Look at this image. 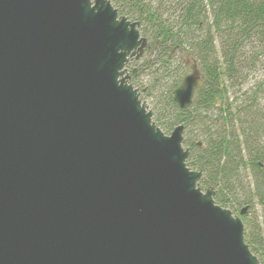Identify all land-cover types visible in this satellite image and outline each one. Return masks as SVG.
I'll use <instances>...</instances> for the list:
<instances>
[{"label": "water", "instance_id": "obj_1", "mask_svg": "<svg viewBox=\"0 0 264 264\" xmlns=\"http://www.w3.org/2000/svg\"><path fill=\"white\" fill-rule=\"evenodd\" d=\"M138 25L110 0H0V264H261L183 125L164 133L127 82ZM181 59L187 109L201 60Z\"/></svg>", "mask_w": 264, "mask_h": 264}, {"label": "trees", "instance_id": "obj_2", "mask_svg": "<svg viewBox=\"0 0 264 264\" xmlns=\"http://www.w3.org/2000/svg\"><path fill=\"white\" fill-rule=\"evenodd\" d=\"M110 2L138 22L151 48L159 42L128 82L164 133L183 125L186 164L202 172L197 186L240 216L245 241L264 264V0ZM176 46L179 56L169 59ZM180 55L201 60L202 83L187 109L173 101L187 70ZM146 69L151 76L138 79Z\"/></svg>", "mask_w": 264, "mask_h": 264}, {"label": "flooded vegetation", "instance_id": "obj_3", "mask_svg": "<svg viewBox=\"0 0 264 264\" xmlns=\"http://www.w3.org/2000/svg\"><path fill=\"white\" fill-rule=\"evenodd\" d=\"M159 46V42L157 41L156 44L153 45V47L151 48L149 43L147 44V46L143 49V53L142 56L140 57V59L138 61H136L134 58H131L128 66L126 67V74L130 77L131 72L134 73L135 75L138 74V70L142 69V65H141V59L144 58V55L147 53V51L150 49L151 54L154 53L155 50H157ZM180 50L179 47L176 46L172 49L171 53L168 54V58L169 59H173L176 58V54H179ZM183 55H180V57ZM178 57V56H177ZM134 66V67H133ZM188 67V65H186ZM189 68V67H188ZM143 70V69H142Z\"/></svg>", "mask_w": 264, "mask_h": 264}, {"label": "rangeland", "instance_id": "obj_4", "mask_svg": "<svg viewBox=\"0 0 264 264\" xmlns=\"http://www.w3.org/2000/svg\"><path fill=\"white\" fill-rule=\"evenodd\" d=\"M171 51L172 50H169V53H171ZM177 56H179V54H176ZM176 56V57H177ZM182 57V56H181ZM146 58V57H145ZM134 67V66H133ZM189 72V68L187 67V70H186V72H185V74L186 73H188ZM143 73L144 74H142V75H137L138 76V79H140V80H142V81H146L151 75H148L150 72H149V70H144L143 71ZM261 75H258V77H260ZM127 81H130V78L127 80ZM145 105H146V108H147V104H146V101H145ZM168 135H169V133H168ZM202 191H204V190H202ZM233 215H235V216H238V215H236V214H233Z\"/></svg>", "mask_w": 264, "mask_h": 264}, {"label": "bare ground", "instance_id": "obj_5", "mask_svg": "<svg viewBox=\"0 0 264 264\" xmlns=\"http://www.w3.org/2000/svg\"><path fill=\"white\" fill-rule=\"evenodd\" d=\"M130 20V19H129ZM130 21H133V20H130Z\"/></svg>", "mask_w": 264, "mask_h": 264}]
</instances>
